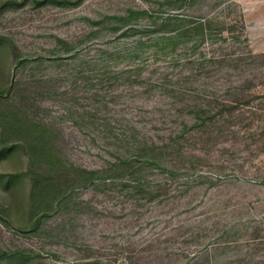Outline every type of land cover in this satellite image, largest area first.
Here are the masks:
<instances>
[{"label": "rangeland", "instance_id": "obj_1", "mask_svg": "<svg viewBox=\"0 0 264 264\" xmlns=\"http://www.w3.org/2000/svg\"><path fill=\"white\" fill-rule=\"evenodd\" d=\"M39 2L0 0V264H264V0Z\"/></svg>", "mask_w": 264, "mask_h": 264}, {"label": "trees", "instance_id": "obj_2", "mask_svg": "<svg viewBox=\"0 0 264 264\" xmlns=\"http://www.w3.org/2000/svg\"><path fill=\"white\" fill-rule=\"evenodd\" d=\"M84 0H40V4H46V3H51V4H58V5H76V4H79L81 2H83ZM117 19V18H115ZM169 21L171 19H168ZM205 24L203 23H199L197 25H195V28L194 30H196L198 33H201L202 36H204V33H205V28H204ZM135 31L133 28H130V32H133ZM174 38V37H173ZM170 40H172V37L170 38ZM53 181V179H52ZM50 181V182H52Z\"/></svg>", "mask_w": 264, "mask_h": 264}]
</instances>
